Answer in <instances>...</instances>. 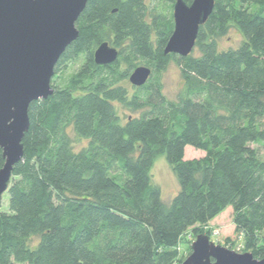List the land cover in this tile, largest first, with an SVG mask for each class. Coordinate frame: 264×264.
Returning <instances> with one entry per match:
<instances>
[{"label":"trees","instance_id":"16d2710c","mask_svg":"<svg viewBox=\"0 0 264 264\" xmlns=\"http://www.w3.org/2000/svg\"><path fill=\"white\" fill-rule=\"evenodd\" d=\"M148 2L88 1L52 96L30 106L8 211L0 206V264H181L184 235H211L201 228L228 208L227 241L264 258V0H215L187 57L165 55L177 1ZM232 28L244 39L221 50ZM107 42L120 55L101 66L94 54ZM172 63L183 78L176 101L162 79ZM141 66L152 75L131 93ZM118 105L133 115L124 121ZM78 141L87 145L77 151ZM189 147L203 156L188 160ZM159 155L180 185L169 204L151 179ZM5 162L0 149V171Z\"/></svg>","mask_w":264,"mask_h":264},{"label":"water","instance_id":"95a60500","mask_svg":"<svg viewBox=\"0 0 264 264\" xmlns=\"http://www.w3.org/2000/svg\"><path fill=\"white\" fill-rule=\"evenodd\" d=\"M89 0H0V149L5 166L0 171V205L9 189L13 168L25 154L23 139L29 132L33 102L48 99L55 69L66 50L77 40L76 23ZM175 28L165 55L187 57L195 49L199 29L213 13L215 0H193L189 6L176 0ZM96 64L118 60L119 50L109 42L96 48ZM152 70L141 66L129 81L145 85ZM183 264H264L252 253H236L198 235L191 256Z\"/></svg>","mask_w":264,"mask_h":264},{"label":"rangeland","instance_id":"374dc122","mask_svg":"<svg viewBox=\"0 0 264 264\" xmlns=\"http://www.w3.org/2000/svg\"><path fill=\"white\" fill-rule=\"evenodd\" d=\"M148 3H150L152 6L155 7V4H153L151 0H149ZM243 39L244 37L241 34V32H238L236 29L232 28L229 31L228 36L219 39L218 41L219 48L221 50H227L229 48H238L240 47ZM197 54L198 52L197 50H195L193 55L196 56ZM80 65L81 63L79 62L75 64L71 63L66 71L68 73H74ZM162 79L164 84L165 95L167 96L168 99L172 101H176L179 98L180 94L183 93L184 89H183V78H181V71L175 63L169 65L168 69L163 73ZM127 86L130 92L134 93L131 87L132 83L129 80ZM117 109H118V113L123 117L124 121H126L129 116L133 115L122 105L121 106L118 105ZM86 145H87L86 141L75 142L74 144L75 150L78 151L81 148L85 147ZM202 154H203L202 151L198 152L194 150L192 147H189L186 152V156L188 157V160L199 159L201 156H203ZM151 179L153 184L156 187L158 186L159 189L161 190L162 200L166 204H169L180 191L178 178L176 177V174L172 169V167H170L167 157H165V155H159L158 158L156 159V162L153 166V170L151 173ZM2 197H3V203H1L2 205H0L1 210L8 211L7 194L4 193ZM232 217H233V210L231 208H228V210H226L225 213L219 215L208 226H203V228L201 229L203 230L205 229L204 231L208 233L211 232V235H209L211 242L216 243L217 245H221L222 247L225 248L233 247L234 249H230V248L229 249L238 253V251H241L242 242L239 239L237 240V243H235L234 241H233L234 243L227 241V238L236 239L235 231H234L235 227ZM200 235H204V234H200ZM205 235L208 234L205 233ZM196 238L197 237L191 232V230H189L187 234L184 235L183 239H186L187 243H182V246L179 248V255L183 260L181 264H183V262L188 257L191 256L193 242L196 240ZM185 255L186 257L184 259L183 256Z\"/></svg>","mask_w":264,"mask_h":264}]
</instances>
